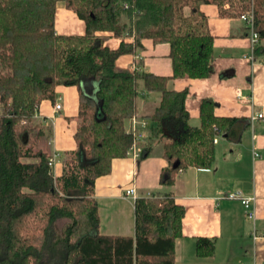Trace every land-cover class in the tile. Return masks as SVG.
Returning a JSON list of instances; mask_svg holds the SVG:
<instances>
[{"label": "trees", "instance_id": "16d2710c", "mask_svg": "<svg viewBox=\"0 0 264 264\" xmlns=\"http://www.w3.org/2000/svg\"><path fill=\"white\" fill-rule=\"evenodd\" d=\"M59 1L84 20V34L56 32ZM206 3L222 17H240L253 7L260 34L255 51L264 53V0H0V264H175L186 209L174 195L138 197L134 236L104 235L95 184L112 171L114 159L129 155L134 136L126 122L137 115L144 91L160 93L161 102L147 118L150 140L139 159L163 143V185L174 184L189 167L211 168L214 139L224 134L240 141L252 124L216 115L217 103L207 97L201 125L194 126L185 106L188 91L169 86L174 79L214 73ZM99 32L134 35L135 41L111 48ZM146 38L169 44L172 75L115 70L118 58L135 53ZM90 81L97 83L95 91ZM60 84L78 87L79 124L77 148L56 177L42 145L46 127L35 117ZM60 220H66L62 227ZM215 253V238H197V256Z\"/></svg>", "mask_w": 264, "mask_h": 264}, {"label": "crops", "instance_id": "0c3cea01", "mask_svg": "<svg viewBox=\"0 0 264 264\" xmlns=\"http://www.w3.org/2000/svg\"><path fill=\"white\" fill-rule=\"evenodd\" d=\"M202 8L215 36L214 73L207 78L174 79L169 84L171 89L188 91L185 106L191 116L190 123L201 125V102L207 97L217 103L215 114L218 116L250 119L252 114L264 113V53L258 54L256 50L255 58H249L251 41L247 26L239 17H222L212 3L203 4ZM85 29L84 20L65 2H58L56 32L81 35ZM99 34L108 37L106 45L111 48L119 47L122 41H135V37L129 35ZM142 46L135 53L120 56L115 70L173 74L169 44H156L146 38L142 40ZM90 88L95 91L97 83L90 81ZM160 102V93L142 92L138 97L137 115L148 118ZM57 103L62 104L59 110L55 108ZM78 111V87L60 84L56 87L55 99L43 100L36 113V121L47 129L50 156L60 153L54 168L56 177L63 174L69 152L77 148L74 135L79 124ZM244 124L242 121L237 123L236 133ZM126 126L129 129L130 119ZM149 140L143 145H148ZM163 153V143H160L147 158L140 160L133 154L116 158L112 171L96 180L100 233L134 236L135 201L125 197L129 187H136L137 198L170 192L186 209L183 234L176 242L175 264H264V118L245 128L240 141L231 140L224 134L218 136L213 166L181 170L172 185L160 183L161 172L168 166ZM235 190L254 198L256 218L247 217L241 200L221 197ZM199 237L215 238L214 256H197Z\"/></svg>", "mask_w": 264, "mask_h": 264}, {"label": "built area", "instance_id": "2783aa9c", "mask_svg": "<svg viewBox=\"0 0 264 264\" xmlns=\"http://www.w3.org/2000/svg\"><path fill=\"white\" fill-rule=\"evenodd\" d=\"M239 18L247 26L249 38L251 41V50H252L249 55V58L254 59L255 58L254 56L255 48L257 44H259V41H260V34L256 30L255 13H254L253 7H251L246 12L242 13V15ZM131 36L135 37L134 35H131ZM55 108L56 110L61 109L62 104L57 103ZM261 118H264V113L258 112L256 114H252L250 117V120L252 123H254L256 120H259ZM128 131L132 133V135L134 136V142L129 150V154H133L135 157H140L143 151V143L146 142L150 136V121L147 118H142V117H139L138 115H135L130 119V127ZM214 142L215 143L218 142V137L214 139ZM256 155L258 154L256 153ZM59 158H60L59 152H55L49 158V166L53 172H54V168L56 167V164ZM125 197L130 198L135 201L137 199L136 187L131 186L128 189H126ZM221 197L241 200L242 204L244 205L246 209L247 217H249L250 219L256 218L253 197L245 196L240 190L230 191L228 193L221 195Z\"/></svg>", "mask_w": 264, "mask_h": 264}, {"label": "rangeland", "instance_id": "374dc122", "mask_svg": "<svg viewBox=\"0 0 264 264\" xmlns=\"http://www.w3.org/2000/svg\"><path fill=\"white\" fill-rule=\"evenodd\" d=\"M60 2V1H59ZM35 120H36V117H35ZM37 122V121H36ZM37 123H39V122H37ZM46 133H47V129H46ZM46 136V135H45ZM43 137V141H42V145L45 147V146H47V145H49L48 144V140H47V136L46 137ZM49 142H50V140H49ZM68 159H69V157H68ZM67 161V160H66ZM65 222H66V220H60V222H59V226L60 227H62V226H64V224H65Z\"/></svg>", "mask_w": 264, "mask_h": 264}, {"label": "water", "instance_id": "95a60500", "mask_svg": "<svg viewBox=\"0 0 264 264\" xmlns=\"http://www.w3.org/2000/svg\"><path fill=\"white\" fill-rule=\"evenodd\" d=\"M177 164H175L174 166H176Z\"/></svg>", "mask_w": 264, "mask_h": 264}]
</instances>
